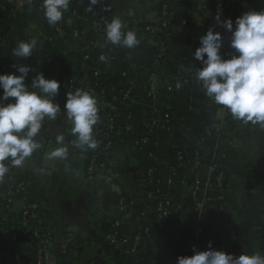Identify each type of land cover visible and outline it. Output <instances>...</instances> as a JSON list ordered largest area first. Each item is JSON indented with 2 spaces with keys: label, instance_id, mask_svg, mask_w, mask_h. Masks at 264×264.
I'll use <instances>...</instances> for the list:
<instances>
[{
  "label": "crops",
  "instance_id": "obj_1",
  "mask_svg": "<svg viewBox=\"0 0 264 264\" xmlns=\"http://www.w3.org/2000/svg\"><path fill=\"white\" fill-rule=\"evenodd\" d=\"M245 1L239 16L264 9V0ZM162 3L97 0L89 10V0H70L61 21L50 25L43 14V0H0V72H15L13 64L17 62L31 66L26 79L30 85L32 78L41 73L61 85L54 98L61 111L55 120H45L36 137L41 147L21 165L10 164L0 180V215L6 212V189L13 178L25 186V192L9 206L11 214H21L29 202L39 226L51 229L55 236L56 242L45 249L43 264H176L177 257L193 254L194 247L197 251L208 250L209 242L213 250L236 256H264V127L226 115L195 78V68L201 65L192 54L208 28L220 32L215 21L204 24L194 5L174 1L173 20H190V27L172 26L166 36L152 32L132 48L105 42L101 31L113 19L122 21L121 30L132 21L153 23L159 19ZM90 11H96V19L86 26L81 15ZM32 37L38 40L32 56L13 57L16 44ZM226 47L224 42L221 53L227 58L233 50L227 51ZM101 55L105 61L99 59ZM96 73L105 77L109 94L119 96L120 90L129 86L135 90V100L128 112L122 113L119 125L123 131L116 135L111 157L105 158L110 171L101 172L91 182L85 170V150L72 146L75 136L70 133L63 106L66 93L78 88L90 92L92 74ZM167 93L171 94L169 98ZM94 97L99 121L93 136L108 125L106 107L102 108L101 100ZM220 121L226 153L221 169L228 183L222 190L224 200L206 204L200 213L191 197L195 175L190 169L183 175L173 169L171 153L179 146L197 152L215 146L218 139L205 137L204 133ZM60 134L64 136L63 145L56 143ZM61 146L68 149L66 158L52 155ZM205 167L199 171L202 176L207 174ZM150 171L156 172L155 180L173 207L166 226L156 228L135 254H129L112 244L110 237L129 241L136 227L152 222L155 204L146 194L152 186ZM122 200H130L124 212L120 210ZM200 218L204 222L203 246L197 234ZM10 236V228L1 226L0 253L10 249ZM64 236L74 239L66 259L59 250ZM28 254L33 258V252Z\"/></svg>",
  "mask_w": 264,
  "mask_h": 264
},
{
  "label": "clouds",
  "instance_id": "obj_2",
  "mask_svg": "<svg viewBox=\"0 0 264 264\" xmlns=\"http://www.w3.org/2000/svg\"><path fill=\"white\" fill-rule=\"evenodd\" d=\"M69 3L70 0H43L47 22L54 25L61 21ZM96 3L97 0H89V10ZM221 14L222 10H218L215 20L230 33L229 47L233 51L227 58L222 55L223 35L210 27L199 38V47L192 54L201 65L195 68V78L206 96L213 103L225 106L234 119L264 127V11H246L234 22L230 18L221 20ZM122 27L119 18L108 23L106 41L128 48L136 46V33H124ZM37 47L36 37L21 40L12 49V56L27 59ZM99 59L105 61L106 57L101 55ZM13 68V73L0 74V180L9 171L6 161L19 166L41 147L36 137L45 120H55L61 111L60 104L54 99L61 86L59 81L45 78L41 73L32 78L30 90L25 81L31 66L16 62ZM63 111L70 124V133L75 136L72 146L81 150L96 149L98 144L93 131L99 115L95 97L79 88L66 93ZM63 140L64 136L60 134L56 143L63 145ZM52 155L66 158L68 149L58 147ZM193 251L192 256L177 257L176 264H264V256L259 253L236 256L213 250L211 242L208 250L197 251L194 247Z\"/></svg>",
  "mask_w": 264,
  "mask_h": 264
},
{
  "label": "trees",
  "instance_id": "obj_3",
  "mask_svg": "<svg viewBox=\"0 0 264 264\" xmlns=\"http://www.w3.org/2000/svg\"><path fill=\"white\" fill-rule=\"evenodd\" d=\"M73 1V0H71ZM175 0H164L160 9H159V20L155 23H145V22H138V21H132V23L128 26L126 30H122V32L126 33L127 31H134L135 33H144L145 36L138 37L137 40L139 42H143L149 37V34L152 33V31H147L146 29L148 27H152L153 30L159 28L161 30V35L166 36V32L163 31V25L164 23L167 24V27H172L175 25L182 26V20H173L174 16V9H173V2ZM211 2L213 0H210ZM25 2L28 3V0H25ZM196 3V1H194ZM224 3H226L230 9L233 11L234 14V21L237 17H239L241 13V8L244 6L243 0H224ZM167 5L169 7L168 13L171 16H164L163 13L165 12L163 9V6ZM91 14H84L81 15L82 23L84 25H90L92 21H94L96 18L95 13L96 11H90ZM204 23H206L204 21ZM187 27H190L188 24ZM106 29V28H103ZM103 36L106 37V34L103 33ZM105 42L106 41L105 38ZM109 45L111 43H108ZM113 45V44H111ZM163 48V47H162ZM85 61V60H84ZM83 61V63H84ZM2 69V68H1ZM4 69V68H3ZM2 69V70H3ZM5 71V70H3ZM0 74H5L4 72H0ZM18 74V73H17ZM105 77L102 75L96 73L95 75L92 74V81L90 83V89H93L96 94L101 95V103L103 106H106V111L108 115L113 118L116 125L114 126V130L112 131L110 129V126L107 125L101 130H98L96 134H94V139L98 142V147L96 149H87L85 150L86 155V165L85 170L86 174H88V170L90 167L91 160L94 156L97 157V166H100L103 164L105 171H110V165L105 161L106 156L109 158L111 157L113 153V148L116 143V136L112 137L109 135L113 132L116 134L119 133L122 128H120L119 120L122 115V113H127V109L134 103L135 100V90L132 89L129 86H125L120 90L119 96H113L107 92L106 83H105ZM28 84V87L30 89L31 85L30 83L26 82ZM31 90V89H30ZM172 94V92H171ZM170 93H167V98L170 97ZM222 106V105H220ZM169 113V112H168ZM167 121V120H166ZM167 125V124H165ZM222 128L224 129L223 123L221 124ZM222 129V131H224ZM213 130V128H211ZM225 139V136L222 135L221 139ZM105 150V151H104ZM213 146H208L201 152L194 151L192 149H187L184 147H177L172 153H171V166L173 169L178 170V173L180 175H183L186 169L192 170V173L195 175V181L199 174V171L204 169V166L206 164L205 157L212 159L215 155H218V159L214 162L215 164L221 165L225 158H222V155H226L225 151L218 150L214 152ZM5 163L8 164V168H10V162L6 161ZM101 172V171H100ZM156 172H158L156 170ZM155 172V173H156ZM96 174H100L99 171ZM220 174H224V179L221 182V185L219 188L222 190L225 189L228 179L227 175L223 172L221 168L216 169V171L212 175V186L216 190V186L218 185L217 178ZM9 190L6 189V193H8ZM147 196H154L159 200L164 199L162 189L159 185H152L150 189L146 192ZM8 198L12 201H15L17 196L16 195H8ZM214 198L221 200H224V194L222 191L216 192ZM151 200V199H150ZM152 202H155V200H151ZM157 202V201H156ZM130 203V200L127 202ZM178 203H182V200H178ZM155 204V203H154ZM27 209H25L21 214L19 215H12L11 211L6 210L4 214H6L5 217L4 214L0 215V227L2 226H8L10 228L11 235L16 236V243L15 249H9L5 250L6 252H9L8 259L5 260L3 264H37L38 258H42L44 261L45 258V249L49 244H54L55 236L50 230L43 229L39 226L38 222L34 220L35 218V211L33 208H30V203L27 202ZM156 208V206H155ZM161 213L160 212H153L152 218L150 224L144 225L142 228L136 227L134 229V236L129 239V242L126 246L122 247L123 252H128L129 254L132 248L135 247V238L136 236L141 237V241L139 242L137 246V250L139 249L140 245L143 243L144 238L147 235H150L156 228H164L166 226V219L160 218ZM204 224V222H202ZM148 230V232L145 233V231ZM65 238L68 236H64ZM200 244H206V241L203 239L200 241ZM202 245V246H203ZM61 257L63 259H66L69 257L70 252L73 250V246H70L65 252H62L61 249ZM28 251L33 252L34 256L33 258L29 256ZM194 254V253H193ZM193 254L188 253L186 256H192Z\"/></svg>",
  "mask_w": 264,
  "mask_h": 264
},
{
  "label": "built area",
  "instance_id": "obj_4",
  "mask_svg": "<svg viewBox=\"0 0 264 264\" xmlns=\"http://www.w3.org/2000/svg\"><path fill=\"white\" fill-rule=\"evenodd\" d=\"M175 1L180 2L181 0H175ZM182 1L187 5H191V4L194 5V6H192V8H194V11L199 13L202 16V18L206 22V24L207 23L209 24L210 23L209 21H215L217 29L222 33L224 42L227 44V47H226L227 51H230L231 50V48L229 47L230 33L225 31V29H223L220 25H218L216 20H215V16H216L217 11L222 10L221 20L230 18L234 22L233 11L230 9V7L226 3H224V0H213L212 2L210 0H182ZM194 1H196V3ZM243 1L246 2L245 0H243ZM163 9L165 11L163 13L164 16H171L172 15V14L169 15V13H168L169 7L167 5H164ZM262 10L264 11V9H262ZM190 22H191L190 20L184 19L182 22V24H183L182 26L187 27L188 24H190ZM153 23H155V22H153ZM169 28L170 27H167V24L164 23L162 32L163 33L167 32L169 30ZM146 30L152 31L155 33L161 32V30L159 28L153 30L152 27H148ZM101 32L106 34V29L105 30L102 29ZM162 47H163L162 48V52H163L165 50V44L164 43L162 44ZM169 91H172V88H169ZM90 93L92 95L96 96V98L101 100V95L96 94V92L93 89H90ZM101 107L103 108L106 106H103V104H102ZM222 108L224 109V112L226 115L231 114L230 111L225 106H222ZM169 114L170 113H166V115H165L166 120H168V118L170 116ZM221 124H222L221 121L218 122L213 127V130L209 129L204 133L205 137L215 136L218 139V143L215 146H213L215 149L214 152H216L218 150L224 151V148H225V141H224V139H221V137L223 135V131H222L223 128H222ZM108 125L110 126V129L112 131L114 130V126L116 125L113 118H111L109 115H108ZM116 135L117 134L115 132H113L109 135V137L110 136L115 137ZM97 144H98V142H97ZM151 155L152 154H150V156ZM217 157H218V155H215L212 159L205 157V161H206V167L205 168H207V174H205V176L198 174L196 181H195V188H194V191L192 192L191 197L193 198V201L196 205V209L200 213L203 211L206 204L214 203V202H218L220 204L222 202L220 198L216 199V198H214L213 195H211L212 193L216 194V192L222 191V189L219 187L221 185L222 180L224 179V174H220L218 176V178H217L218 185L216 186L217 189L214 190L215 188L212 186V183H211L212 182V175L216 171V169L221 168V165H222V164L218 165V164L214 163L216 161V159H218ZM221 157L226 158V155H222ZM96 164H97V157L94 156L91 160L90 167L88 170V178L91 182L95 181V178L98 175L96 173H98V171H99V173L105 171L103 164L100 166H97ZM149 176L151 178V185H158V182L155 180V172L150 171ZM8 190L9 191L6 195L7 196V208H6L7 212L10 211L9 206H11V204L13 202L12 200H10L8 198V195L9 194H11V195L14 194L16 196L23 195L25 192V186L22 183L15 182L14 179L11 178ZM149 198L151 200H155L154 203H155L156 208L154 209L153 212H155V210H156V212H160L161 213L160 218L167 220L169 217V214H170V209H172V207H173V203L170 200H168L167 198L159 200L152 195H150ZM127 206L128 205H127V202L125 200H122L120 202V210L122 212L126 211ZM5 216H6V214H4L3 217H5ZM34 220H35V218H34ZM198 222H199V224L197 227V234H198L199 239H202V237L204 235V224H202L201 218L199 219ZM146 231L148 232V230H146ZM10 239H11L10 249H15L16 246L14 243H16V241H17L16 236L11 235ZM140 241H141V237L136 236L135 247L132 248V250L130 251L131 254H135L137 252V246H138ZM110 242L114 245L119 246V247H124L127 245V243L129 241L117 238L116 236L112 235L110 237ZM73 244H74L73 237L68 236V237L63 238L61 240V242L59 243V248L62 250V252H65L70 246H73ZM199 251H202V250H199ZM8 257H9V252H6V251L1 252L0 253V263H4L5 260L8 259ZM37 264H43L42 258H38Z\"/></svg>",
  "mask_w": 264,
  "mask_h": 264
},
{
  "label": "water",
  "instance_id": "obj_5",
  "mask_svg": "<svg viewBox=\"0 0 264 264\" xmlns=\"http://www.w3.org/2000/svg\"><path fill=\"white\" fill-rule=\"evenodd\" d=\"M193 251V250H192ZM193 253H194V251H193Z\"/></svg>",
  "mask_w": 264,
  "mask_h": 264
}]
</instances>
